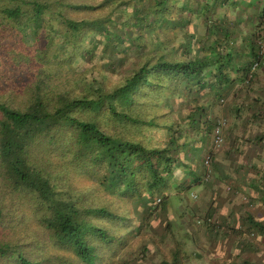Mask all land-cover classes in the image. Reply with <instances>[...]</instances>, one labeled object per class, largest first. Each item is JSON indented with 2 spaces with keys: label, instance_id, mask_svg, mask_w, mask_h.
<instances>
[{
  "label": "trees",
  "instance_id": "obj_1",
  "mask_svg": "<svg viewBox=\"0 0 264 264\" xmlns=\"http://www.w3.org/2000/svg\"><path fill=\"white\" fill-rule=\"evenodd\" d=\"M113 1L115 8L110 0H0V264H98L99 245L119 242L100 221L127 220L95 202L92 188L74 187L70 174L152 211L155 196L167 200L170 180L180 181L183 150L174 138L164 148L144 142L145 132L176 124L157 111L162 100L182 97L183 80L185 89L219 92L233 71L224 46L235 45L236 33L224 30V15L219 40L199 42L193 60L182 46L163 52L172 40L158 30L202 17L206 25L212 12L216 27L218 9L234 0ZM82 56L98 65L79 69ZM197 116L187 121L194 133L202 130ZM183 260L177 248L162 264Z\"/></svg>",
  "mask_w": 264,
  "mask_h": 264
},
{
  "label": "rangeland",
  "instance_id": "obj_2",
  "mask_svg": "<svg viewBox=\"0 0 264 264\" xmlns=\"http://www.w3.org/2000/svg\"><path fill=\"white\" fill-rule=\"evenodd\" d=\"M137 4L138 2L134 1L131 5L137 6ZM246 4L245 2H241L236 7L228 2L220 6L215 17L217 18V22L213 24L216 27L210 25L214 22L213 18H211L213 17V12L210 13L211 17H209L210 19L206 24L209 27L210 34H208V29L203 17L200 20H195L191 24L188 21H186V23L182 20L184 22L179 24L177 29L172 31L170 29L162 30L161 27H159L158 33L155 29L158 35L161 34V39L164 40L167 38L172 40V43L168 45V47H163V52H166L165 49L171 51L173 48L182 46L183 51L180 52L179 50L180 54L184 53L187 49L188 52H191L185 53L186 55L184 57L187 58L186 60H193L194 55L200 53L199 42L202 43V47L205 48V45L208 47L212 42L219 40L218 34H221L223 30L217 29V26L221 25L219 22L222 21L220 18H222L223 15L225 16V21L223 20L225 23H222L225 26L224 30L226 28L228 31L234 33L250 32V34H253V37H257L258 32H260L264 25V21L263 24L261 22H251L252 15L254 16L252 13L253 10L247 8ZM110 5L114 8L116 7V3L113 0H110ZM131 5L127 7L130 10L128 11V15L131 14L132 8H134H130ZM143 6L145 7L146 5L144 4ZM128 15L126 14L121 21H126ZM172 15L174 16V14ZM119 16L118 14L116 18ZM192 17L194 18L195 16ZM133 28L134 31L139 30L136 24L133 25ZM157 33L153 35V39H155ZM241 44L242 39L237 38L235 45L239 46ZM233 46L234 44L225 45L224 50H231ZM101 52L102 49L99 55ZM104 53L107 54L108 57H111L113 54L112 50L103 52L102 54ZM97 61L98 60H88L82 56L77 65L79 69L82 70L87 67L97 66ZM126 67L129 68L130 66L126 65ZM182 83L183 88L180 91L183 93V96L174 98L172 95L175 93H169V91V95H166L165 100H162V104L159 106V109H157L159 113L165 114L163 116L164 121L166 120L169 126L172 125L173 121H176L178 126L174 124L172 128L169 129L160 125L153 131H150L148 135L147 132H145L144 142L147 146L164 148L168 141L174 138L180 147L184 148L183 144L187 143V141L191 144L194 143L196 138H200L201 134L197 135V133H194L195 129L190 127L188 122L190 121L192 124L193 122L192 119H188V116L195 119L198 115L196 110L205 103V96L216 94V90L215 88L201 90L200 86L195 85V83H190V87L185 89L187 85L186 80H183ZM245 88L247 89H245L247 94L250 95V99L254 102L252 106H254L256 110L255 124L260 125L264 129V79L255 82V84L250 85L249 88L245 86ZM89 93L92 94L91 91ZM220 95L221 94L218 95V101H215V105L218 107L217 112L218 109L224 108V110H226L227 107L225 100L220 101L221 98L226 97H223V94ZM183 116L187 119L182 118ZM161 122L163 121L159 120L158 124ZM184 131H188V134H190L188 140L180 137L179 132ZM255 134L258 135L259 133ZM261 134L263 133L261 132ZM259 142L261 143V141ZM210 145L211 143H208L207 148H209ZM195 146L196 144H194V148ZM217 149L218 148L212 150L210 153L213 157V165L215 163L216 153L219 152ZM258 152L260 153L256 148L255 153L258 154ZM263 154L260 155L261 157H256V159L259 158L254 160L252 166L259 174L264 172ZM180 155L183 160V154ZM240 155L245 156L244 151L241 153L239 152L238 156L240 157ZM222 157L225 160L223 155ZM235 158V156L228 155L227 161L230 162L231 159L236 160ZM250 162L253 161L250 160ZM70 179L71 184L79 190L92 188L91 192H93L95 202L107 206L117 216L125 217L127 220V222L120 220L100 221L101 225L109 230L110 235L114 236L119 242L115 241L113 244L99 245L101 259L98 264H162L164 260H170L172 251L177 248L182 251V255L184 256L183 264H245L246 262L249 264H264V204L259 207L255 206L251 208L254 220L259 222L262 227H252L249 220L244 219L242 215L233 216L234 219L230 220L228 224L226 222L221 225V222L218 223L216 221L215 224L210 223L211 225L209 224L207 226L204 225L206 218V213L204 212V207L206 205L204 203L205 193H201L202 188H199V186H196L194 191L191 189L189 191H183L184 189L180 190V188L174 189L175 182L170 180L171 186L168 191H171L169 192L168 199L165 200L163 196L156 195L155 202L152 203L154 209L148 212L145 211V207L137 203L135 199H124L118 195H111L109 192L102 191V189L91 181L89 176L78 172H72L70 174ZM262 181L264 183V178ZM222 189L220 185L218 190L220 192L214 196V199L210 202L214 206L213 212L225 206L227 208L236 207L237 205L235 203L238 199L235 200V197L242 196V191L238 187L235 188L228 185L224 195H222ZM256 193L258 194L260 191H256ZM243 195V197L249 199L248 195ZM217 197H220V199L216 203L215 198ZM243 197H241V199ZM159 198L162 200L161 203ZM252 199L255 201L256 205L260 204L255 198ZM209 205L210 204H208V206ZM48 251L50 253V250ZM55 252L67 258L71 256V254L57 249Z\"/></svg>",
  "mask_w": 264,
  "mask_h": 264
},
{
  "label": "crops",
  "instance_id": "obj_3",
  "mask_svg": "<svg viewBox=\"0 0 264 264\" xmlns=\"http://www.w3.org/2000/svg\"><path fill=\"white\" fill-rule=\"evenodd\" d=\"M241 2L247 3V8L253 10L252 13L254 16L252 15L251 22H261L263 24L264 0H234V2L230 3L237 7ZM259 33L260 32H258L257 37H253V34L251 33V35L250 32H236L235 43L237 38H240L242 39V44L239 46L234 45L231 50H227V52H232L235 59L234 63H232L234 68L232 67L231 69L233 71H230L228 74L227 71H225L227 75L224 74L225 79L227 77L230 81L225 79L221 80V90L219 92L216 91L214 95L211 94L212 96L206 95L204 98V105L199 107V111L198 109L196 110V113H198L197 118L200 122L199 124L202 126V130L197 133V135L201 134L200 138H196L194 143L191 144L187 141V145L184 146L181 151L183 160L177 165V174L180 177V181L174 184V189L180 188V190L184 189L183 191H189L191 189L194 191L196 186L202 188L201 193H205V221L207 220L208 224H215L216 221L218 223L221 222V225L226 222L228 224L230 220L234 219L233 216L235 215H242L244 219L248 220L249 216L253 217L251 208L255 206L259 207L264 204V183L262 181L264 172L259 174L255 171V168H252L254 160H257L261 157L260 155L264 153V129L260 125L255 124L256 110L254 106H252L254 102L245 91V86L249 88L250 85H254L255 82L264 79V68L258 70V72H253L251 70L257 50V47L255 50H252L251 42L253 39L257 41ZM219 94H223V97H226L221 98L220 101L225 100L227 107L226 110L222 108L220 110L218 109L217 112L218 107H216L215 101H218ZM182 118L187 119L184 116ZM217 120H221L225 123L223 128L225 140L217 149L219 152L216 153L214 165L213 162L211 164L212 179L210 182H205L203 179L207 171L204 162L212 150L216 149L214 139L212 135H210L213 130L211 131L210 129L214 127ZM261 132L263 134H261ZM255 133L259 134L257 135ZM259 141H261V143ZM208 143H211L209 148H207ZM194 144H196L195 148ZM256 148L260 153H255ZM242 151H244L245 156L240 155L239 157L238 154ZM222 155L225 157V160ZM228 155L235 156L236 160L231 159L230 162L227 161ZM257 156L259 157L256 159ZM250 160L253 162H250ZM197 179L198 181H195ZM227 184L235 188H240L242 196L235 197V200L238 199L235 203L237 205L236 207L227 208L225 206L213 212L214 206L210 202L214 199V196L220 192L218 191L220 185L223 188L221 191L222 195L226 193ZM256 191H260V193L257 194ZM243 194L248 195L249 199L243 197ZM241 197H243V201ZM252 198H255L260 204L256 205ZM215 199L217 203L220 197ZM208 204L210 205L208 206Z\"/></svg>",
  "mask_w": 264,
  "mask_h": 264
},
{
  "label": "built area",
  "instance_id": "obj_4",
  "mask_svg": "<svg viewBox=\"0 0 264 264\" xmlns=\"http://www.w3.org/2000/svg\"><path fill=\"white\" fill-rule=\"evenodd\" d=\"M264 68V25L259 33L258 41H257V50H256V57L253 61L251 70L253 72H258V70ZM225 123L221 120H217L213 127V136H214V143L216 148L221 146L224 143V135H223V128ZM212 158L211 155L207 156L204 162V166L206 168L207 173L205 174V181L208 182L211 179V165Z\"/></svg>",
  "mask_w": 264,
  "mask_h": 264
}]
</instances>
